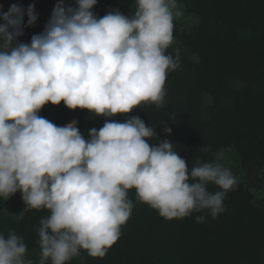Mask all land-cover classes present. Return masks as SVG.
<instances>
[{
	"label": "clouds",
	"instance_id": "9594fccd",
	"mask_svg": "<svg viewBox=\"0 0 264 264\" xmlns=\"http://www.w3.org/2000/svg\"><path fill=\"white\" fill-rule=\"evenodd\" d=\"M75 3L60 0L30 45L15 43L25 10L13 4L0 13V200L19 191L26 207L18 216L49 212L38 229L40 264H67L81 250L105 257L131 215L130 190L167 220L203 211L215 218L236 184L222 153L189 171L167 139L150 147L156 128L139 117L109 122L145 103L162 106L167 73L179 67V50L175 59L165 54L181 15L177 0H135L132 17L115 10L102 18L92 11L97 0ZM26 14L31 27L34 5ZM61 102L105 117L104 126L85 139L77 121L59 127L38 115ZM26 251L14 232L0 235V264H24Z\"/></svg>",
	"mask_w": 264,
	"mask_h": 264
},
{
	"label": "trees",
	"instance_id": "16d2710c",
	"mask_svg": "<svg viewBox=\"0 0 264 264\" xmlns=\"http://www.w3.org/2000/svg\"><path fill=\"white\" fill-rule=\"evenodd\" d=\"M16 2L26 9L34 5L36 23L29 27L28 19H23V34L16 38L30 45L34 35L44 33L60 0ZM64 2L76 7L75 0ZM177 4L198 23L173 21V43L165 54L175 59L179 50V67L167 73L162 106L145 103L109 122L139 117L156 128V139L147 141L150 147L167 139L189 171L198 161L212 162L215 154L222 153L219 162L226 168L231 165L236 184L225 195L224 211L215 218L203 211L167 220L139 203L135 190H130L131 215L105 257L93 258L81 250L67 264H264V196L257 195L264 192V0H177ZM135 9V1L97 0L92 11L97 18L115 10L132 17ZM38 115L59 127L78 121L85 139L91 129L98 131L105 123V117L70 110L63 102L45 105ZM165 127L171 128L170 135ZM204 146L211 151H202ZM208 191L220 189L209 184ZM25 207L19 191L0 200V235L14 232L21 237L25 255L36 257L40 264L38 229L49 212L33 209L21 218ZM201 215L205 220L197 223Z\"/></svg>",
	"mask_w": 264,
	"mask_h": 264
},
{
	"label": "rangeland",
	"instance_id": "374dc122",
	"mask_svg": "<svg viewBox=\"0 0 264 264\" xmlns=\"http://www.w3.org/2000/svg\"><path fill=\"white\" fill-rule=\"evenodd\" d=\"M126 1L133 2L135 0H126ZM13 4L22 7L25 10L24 20L28 19L27 15H26L27 9L25 8V6L18 4V2H16V0H1L0 1V13L8 12V10L10 9V7ZM176 10H178L181 13V15L178 16V17L174 16L175 20H180V21H182L183 23H185L187 25H192V26L197 25L198 19H196L193 15L189 14L183 6L177 4V9ZM48 19H50V18H48ZM15 43L24 44V41L21 40V39H18L17 41H15ZM77 125H78V121H77ZM228 167H229V170H230L231 165L230 166L228 165ZM257 195L260 196V197H263L264 196V192H262L260 194H257ZM9 212H10V209L7 208L6 213H9ZM23 259H24V264H37V258L34 257V256L25 255L23 257Z\"/></svg>",
	"mask_w": 264,
	"mask_h": 264
}]
</instances>
